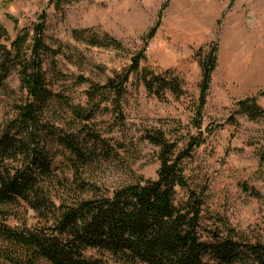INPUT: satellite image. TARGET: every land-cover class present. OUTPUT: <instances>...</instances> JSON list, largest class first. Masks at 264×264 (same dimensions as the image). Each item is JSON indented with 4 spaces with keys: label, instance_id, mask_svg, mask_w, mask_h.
<instances>
[{
    "label": "trees",
    "instance_id": "obj_1",
    "mask_svg": "<svg viewBox=\"0 0 264 264\" xmlns=\"http://www.w3.org/2000/svg\"><path fill=\"white\" fill-rule=\"evenodd\" d=\"M65 1L49 2L60 7ZM45 17L43 14L34 24L33 34L24 29L14 38L0 22V87L16 69L27 93L0 120V237L10 245L0 247V264H110V260L122 264H264V236L247 234L223 216L212 214L208 218L211 224L204 221L205 194L192 186L185 167L203 143L201 136L182 138L178 132L147 128L143 139L158 148L156 178L139 176L107 192L84 178L87 168L119 156L111 138L93 120L99 113H111L113 125L124 127L123 101L131 75L160 100H166L169 92L180 98L186 90L179 76L141 67L143 49L128 68L104 84L77 76L78 85L90 86L86 90L88 105H74L56 92L44 68L45 55L62 52L45 40ZM155 34L156 28L148 33L146 43ZM72 35L93 46L122 47L109 33L95 28L76 29ZM215 67L213 49L202 61L201 105L194 118V127L200 131ZM256 100L238 101L236 114L253 120L264 116ZM62 106L69 109L71 118L57 114ZM228 122L239 123L235 115ZM116 143L126 151V144ZM58 154L68 161L71 180L56 172ZM246 190L262 198L256 189ZM22 203L36 212L37 225L5 222L6 210Z\"/></svg>",
    "mask_w": 264,
    "mask_h": 264
},
{
    "label": "rangeland",
    "instance_id": "obj_2",
    "mask_svg": "<svg viewBox=\"0 0 264 264\" xmlns=\"http://www.w3.org/2000/svg\"><path fill=\"white\" fill-rule=\"evenodd\" d=\"M49 1L0 0V22L14 38L24 29L33 34L34 24L46 16L45 40L62 52L45 55L44 68L56 92L74 105H88L90 86L78 85L77 76L104 84L128 68L143 49L141 67L179 76L186 90L180 98L169 92L166 100H160L131 75L123 101L124 127L113 125L111 113H99L93 120L111 138L119 156L87 168L84 178L105 192L139 176L156 178L158 148L143 139L147 128L178 132L182 138L201 136L203 143L185 167L192 186L205 194L204 221L211 224L212 214L223 216L247 234L264 236V116L253 120L236 114L238 101L252 97L264 110V0H68L60 7ZM84 28L109 33L122 47L76 40L72 32ZM154 28L155 36L146 43ZM213 49L216 67L202 108L200 131L194 127V118L201 105L202 61ZM59 72L66 77L58 78ZM26 95L18 71L12 69L0 87V120ZM62 107L57 114L71 118L69 109ZM232 115L237 126L228 122ZM116 142L126 144V151L118 149ZM54 165L59 176L71 180L73 174L63 155L55 157ZM246 188L256 189L262 198ZM6 211L5 222L10 226L26 223L33 227L40 221L25 203ZM6 246L9 243L0 237V247ZM110 264L122 263L110 260Z\"/></svg>",
    "mask_w": 264,
    "mask_h": 264
}]
</instances>
